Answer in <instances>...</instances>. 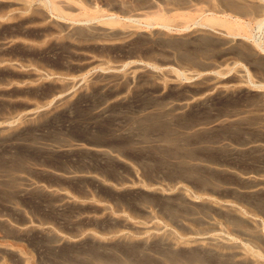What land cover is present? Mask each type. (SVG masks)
<instances>
[{"label":"rangeland","instance_id":"374dc122","mask_svg":"<svg viewBox=\"0 0 264 264\" xmlns=\"http://www.w3.org/2000/svg\"><path fill=\"white\" fill-rule=\"evenodd\" d=\"M262 10L0 0V264H264Z\"/></svg>","mask_w":264,"mask_h":264},{"label":"bare ground","instance_id":"6f19581e","mask_svg":"<svg viewBox=\"0 0 264 264\" xmlns=\"http://www.w3.org/2000/svg\"><path fill=\"white\" fill-rule=\"evenodd\" d=\"M56 7V6H55ZM57 10V9H56ZM258 17L260 18V20L262 21V20H264V10H262L259 14H258ZM161 26H164V25H161ZM207 238V235H206V237H203V236H196V237H193V239L195 240V241H201L202 239H206ZM208 239V238H207ZM206 239V240H207Z\"/></svg>","mask_w":264,"mask_h":264}]
</instances>
